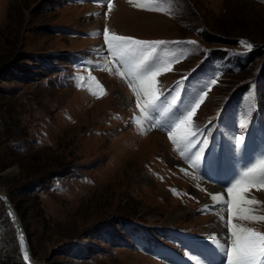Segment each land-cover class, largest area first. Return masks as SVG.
<instances>
[{"label": "rangeland", "instance_id": "374dc122", "mask_svg": "<svg viewBox=\"0 0 264 264\" xmlns=\"http://www.w3.org/2000/svg\"><path fill=\"white\" fill-rule=\"evenodd\" d=\"M93 2L0 0V193L40 264H211L199 252L200 243L216 237L200 181L163 169L166 155L177 156L175 145L148 122L140 131L135 96L97 44L105 27L170 42L159 53L175 57L172 71L157 77L162 105L179 91L183 111L206 92L194 130L207 137L222 127L230 148L249 128L250 136L264 131V53L249 61L253 51L264 52V0H168L161 6L170 5L171 14L116 1L111 16L106 5L94 11ZM204 31L231 43L207 42ZM187 41L197 43H171ZM116 91L126 94V106L116 102ZM155 132L163 140H146ZM249 144L253 161L264 156L261 144L252 138ZM178 205L184 215H174ZM242 223L264 232L263 223ZM224 240L230 246L229 231ZM0 264H31L2 198ZM214 264H222V255Z\"/></svg>", "mask_w": 264, "mask_h": 264}, {"label": "snow or ice", "instance_id": "6c2138e0", "mask_svg": "<svg viewBox=\"0 0 264 264\" xmlns=\"http://www.w3.org/2000/svg\"><path fill=\"white\" fill-rule=\"evenodd\" d=\"M106 4L108 11L112 10V0H99ZM133 7L149 11H167L171 14V6L162 7L168 4V0H128ZM103 40L107 46V52L112 57V63L121 78H124L135 96L136 107L140 116H134L133 121L141 125L143 133V122H148L152 127H165L169 139L175 145L182 158H185L192 168H198L204 159L205 150L209 144L201 130H194V115L201 103L205 100L207 93L202 91L181 111L178 104L181 102L180 92L177 91L166 105H162V99H166L157 85V77L164 72L172 71V61L167 57L160 56L161 46L170 43L167 41H146L137 38L122 36L116 33H109L107 27L103 30ZM196 44V41L171 42ZM247 49L253 46L245 41L239 42ZM110 71V69H108ZM82 80L83 77H80ZM91 81L96 78L90 76ZM98 83V82H97ZM182 81L177 82V88ZM217 83L216 79L209 82L211 85ZM102 90V85H98ZM91 90V85H89ZM93 95H97L95 91ZM159 117V118H158ZM197 137H202L197 139ZM236 145L243 143L242 138H235ZM187 174V173H186ZM234 182L230 181L227 187V194L230 199H225L223 194L209 193L211 205H224L228 211L220 214L225 221L230 233V246L227 243L216 242L217 247L223 248L227 264H264V232L245 226L243 221L264 223V214H257L264 210V202L251 196L252 190H264V157L250 166L242 168L235 174ZM195 178V177H194ZM175 191V190H174ZM9 215H12L10 212ZM225 216L227 217L225 219ZM19 243L24 246L23 234L19 237ZM24 258L28 260V252L24 250Z\"/></svg>", "mask_w": 264, "mask_h": 264}, {"label": "bare ground", "instance_id": "6f19581e", "mask_svg": "<svg viewBox=\"0 0 264 264\" xmlns=\"http://www.w3.org/2000/svg\"><path fill=\"white\" fill-rule=\"evenodd\" d=\"M116 1H121V2H123L124 4H127V3H129L128 2V0H113L112 1V4L114 3V2H116ZM94 4H93V9H94V11H96V9L97 10H100V9H105L106 10V6H104V5H106V4H101L100 2H99V0H94V2H93ZM112 10H113V8H112ZM112 10L109 12V11H106V13H107V15H110L111 16V13H112ZM100 14V13H99ZM105 14V13H104ZM103 15V14H102ZM101 15V16H102ZM96 17V16H95ZM99 20H97V24L99 25ZM112 33V32H111ZM103 36H101V33H100V36H99V43L100 44H97L98 45V51L101 53V52H105V49H104V43H103V38H102ZM102 45V46H101ZM106 53V52H105ZM104 53V54H105ZM102 56V55H101ZM108 64V63H107ZM106 65V64H105ZM109 67V69H110V66H108ZM110 71H112L111 69H110ZM113 72V71H112ZM115 75L117 76V74L115 73ZM117 81L119 82V83H121L122 81H121V79L117 76ZM127 85V84H126ZM124 86V85H123ZM128 86V85H127ZM126 88V87H125ZM124 88V90H126ZM127 93V92H126ZM130 93V92H129ZM135 98V97H134ZM131 99V98H130ZM116 102L119 104V105H124V106H126V104H128L129 103V99L127 98V96H126V94L125 93H123L122 91H116ZM133 102V101H132ZM153 128V127H152ZM256 130V129H255ZM153 132V131H152ZM163 135V134H162ZM162 135L160 134V133H152V134H147L146 135V140H150V141H154V142H157V141H159V139L160 138H162ZM141 138V137H140ZM167 138V137H166ZM162 140H163V138H162ZM165 140V139H164ZM166 141V140H165ZM225 141V140H224ZM250 142V141H249ZM143 143V142H142ZM167 143V142H166ZM149 144V143H148ZM161 144V143H160ZM159 144V145H160ZM258 145V144H257ZM151 146V145H150ZM167 146H168V144H167ZM247 148V151H249V152H247V153H245L244 154V158L245 159H249L250 158V151H252L253 150V147L252 146H247L246 147ZM140 149H142V148H140ZM255 150V149H254ZM140 151V150H139ZM257 151V150H256ZM258 151H259V149H258ZM257 151V152H258ZM148 153V152H147ZM258 156V155H257ZM242 156H241V158H243ZM165 159H167V167H165V166H163V169H166L168 172H172V173H177V174H180L181 176L183 175V177H185V178H188L191 182H193L194 180H192V176L191 175H194V172H192V171H190L189 169H188V167L186 166V165H184V163H182L181 161H180V159L175 155V154H173V155H166V158ZM161 163V162H160ZM237 169H239V167H238V165L235 163V162H232V163H225V171L226 172H229V173H231V175L233 174V172L235 171V170H237ZM187 173V174H186ZM140 176H142V178H145L146 177V175H145V173H142V174H140ZM187 176V177H186ZM198 178V180L197 181H200V182H198V184H197V186H199L200 187V200L202 201V202H204V201H206V202H210V203H212L211 202V200H210V196H209V193H211V194H223L224 195V198L225 199H227V195H226V191H225V189H223L221 186H220V184H218V183H216L215 182V180L213 179V178H210V177H205V178H200V177H197ZM184 184V183H183ZM186 184H188V183H186ZM185 184V185H186ZM262 191H260V190H257V189H253L252 190V193H251V196H249V198H252V197H254L255 199H259V194L261 193ZM256 196H258V198H256ZM230 198V197H229ZM260 198H262L263 199V197H260ZM188 200V199H187ZM186 200V201H187ZM185 201V202H186ZM212 208V210H213V215H211V225H213L212 226V229H213V231H214V233H213V236H216L215 237V241H219V243H221V244H225V240H224V238H225V236L227 235V232H228V229H227V227H226V223L224 222V220H222L221 218H220V215H218V213H220V214H225V212L222 210V205H215V206H212L211 207ZM187 211H186V209H185V207L183 206V205H178L177 206V209L175 210V213H174V215L175 216H178V215H184L185 213H186ZM211 214V213H210ZM264 224V223H263ZM212 241H213V247L215 248V251L218 253V254H220V253H223V255H225V252H224V250H223V248H219V247H217V245H216V242L214 241V239L212 238ZM211 243V242H210ZM28 252V251H27ZM209 253V252H208ZM207 253V255L206 254H204L205 256H207V257H209L210 258V260H211V264H214L215 262H217V263H219V261H217L216 259H215V257H213V256H211L210 254H208ZM28 257H29V261H30V263L31 264H40V263H38V262H36V261H34L31 257H30V255L28 254Z\"/></svg>", "mask_w": 264, "mask_h": 264}, {"label": "water", "instance_id": "95a60500", "mask_svg": "<svg viewBox=\"0 0 264 264\" xmlns=\"http://www.w3.org/2000/svg\"><path fill=\"white\" fill-rule=\"evenodd\" d=\"M0 198H2L5 201L6 205H7V213H8L9 219L17 227V235H18V237H20V235L23 234V237H24V246H23V249L22 250H23V256H24V250H27V248L25 247L26 246V244H25L26 240H25V235L23 233V230L21 229V227L19 225L20 222H19V219L17 217V214H16V212H15V210H14L11 202L6 197V195L0 193ZM10 212L12 213V215H9Z\"/></svg>", "mask_w": 264, "mask_h": 264}, {"label": "trees", "instance_id": "16d2710c", "mask_svg": "<svg viewBox=\"0 0 264 264\" xmlns=\"http://www.w3.org/2000/svg\"><path fill=\"white\" fill-rule=\"evenodd\" d=\"M201 37L207 41V42H213V43H231L228 40H222L221 38L217 37L215 34L210 32H201ZM262 50L258 49L257 51H253V55L249 57V61H255L258 58H261L264 52H261ZM251 54V53H250Z\"/></svg>", "mask_w": 264, "mask_h": 264}]
</instances>
